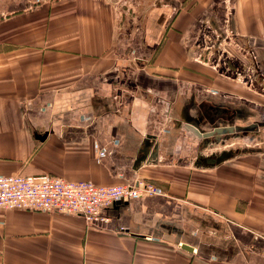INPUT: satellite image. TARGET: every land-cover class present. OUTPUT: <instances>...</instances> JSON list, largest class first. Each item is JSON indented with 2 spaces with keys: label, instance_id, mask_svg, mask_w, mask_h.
<instances>
[{
  "label": "crops",
  "instance_id": "0c3cea01",
  "mask_svg": "<svg viewBox=\"0 0 264 264\" xmlns=\"http://www.w3.org/2000/svg\"><path fill=\"white\" fill-rule=\"evenodd\" d=\"M137 3L0 0V176L161 190L90 226L2 210L0 264H264V151L201 156L264 132V93L217 65L228 43L264 84V0Z\"/></svg>",
  "mask_w": 264,
  "mask_h": 264
},
{
  "label": "built area",
  "instance_id": "2783aa9c",
  "mask_svg": "<svg viewBox=\"0 0 264 264\" xmlns=\"http://www.w3.org/2000/svg\"><path fill=\"white\" fill-rule=\"evenodd\" d=\"M229 41L234 40V32L225 30ZM229 33V34H228ZM228 43L221 42V57L217 65L222 67L221 72L236 79L250 90L264 93V84L260 83L252 66L232 70L228 60L230 54ZM221 75L223 76V74ZM104 152H101L103 155ZM161 190L155 184L146 180H137L134 183L118 185H98L92 181H70L64 177L52 174L23 175L12 174L0 176V212L2 210L19 209L42 211L50 213L70 214L81 216L90 226L96 223L108 222L110 218L104 210L116 202L160 194ZM123 229V228H121Z\"/></svg>",
  "mask_w": 264,
  "mask_h": 264
},
{
  "label": "rangeland",
  "instance_id": "374dc122",
  "mask_svg": "<svg viewBox=\"0 0 264 264\" xmlns=\"http://www.w3.org/2000/svg\"><path fill=\"white\" fill-rule=\"evenodd\" d=\"M128 6H138V0H127ZM218 47H216L217 49ZM264 151V132L247 133L238 132L233 135L224 136V138L214 137L210 139L204 150L201 152L202 158H217L224 154H231L243 150Z\"/></svg>",
  "mask_w": 264,
  "mask_h": 264
},
{
  "label": "water",
  "instance_id": "95a60500",
  "mask_svg": "<svg viewBox=\"0 0 264 264\" xmlns=\"http://www.w3.org/2000/svg\"><path fill=\"white\" fill-rule=\"evenodd\" d=\"M234 129H228V130H223L222 128H217L216 130L212 131V132H209V133H206L204 134L206 138H209L211 136H213L215 133H226V132H233ZM148 149V148H147ZM184 248L188 249V250H191L192 251V247L188 246V245H185L183 246Z\"/></svg>",
  "mask_w": 264,
  "mask_h": 264
}]
</instances>
